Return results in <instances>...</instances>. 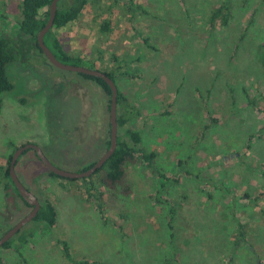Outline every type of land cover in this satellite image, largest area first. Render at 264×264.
<instances>
[{
    "label": "rangeland",
    "instance_id": "1",
    "mask_svg": "<svg viewBox=\"0 0 264 264\" xmlns=\"http://www.w3.org/2000/svg\"><path fill=\"white\" fill-rule=\"evenodd\" d=\"M20 2L0 0V34L18 53L6 66L13 88L0 95V238L31 210L6 177L17 148L38 145L55 167L79 172L109 136L110 96L17 32ZM221 3L92 0L53 29L83 67L115 75L117 116L157 154L177 213L169 230L168 205L154 202L159 179L142 165L127 169L131 195L107 196L100 211L89 182L49 175L26 150L15 173L53 204L57 223L26 224L0 249L1 264H70L58 240L90 264H264V0H229L227 24H211ZM237 223L245 239L236 246Z\"/></svg>",
    "mask_w": 264,
    "mask_h": 264
},
{
    "label": "trees",
    "instance_id": "2",
    "mask_svg": "<svg viewBox=\"0 0 264 264\" xmlns=\"http://www.w3.org/2000/svg\"><path fill=\"white\" fill-rule=\"evenodd\" d=\"M92 0H60L57 4V11L54 19L52 28L44 36L45 45L51 50L54 56L62 63L71 64L76 66H82V59L80 57H72L68 55L60 41L53 34V29H61L67 26L70 23L75 22L79 16L82 14L86 5H88ZM52 0H21L20 10H21V20L17 23V32L22 36L30 37L34 46L38 51L41 52L40 48L37 45V34L45 26L48 17H49V8ZM230 11L229 0H222V3L218 8H216L210 17V23L213 24L216 20H221L223 25H226L228 22ZM102 32L108 31V23L102 25ZM42 53V52H41ZM18 58L17 49L11 40L5 34H0V95L3 93L9 92L13 88V83L9 80L6 73V66ZM93 69V68H91ZM109 78H111L115 83V75L111 72H103ZM85 79L95 82L100 88L110 96L111 92L108 85L100 78L83 75ZM116 84V83H115ZM117 104L122 98L121 93L117 88ZM2 101L0 99V110H1ZM109 108V106H108ZM138 112V111H137ZM214 120V119H213ZM215 122V121H214ZM127 120L123 119L121 116H117V126L118 129L123 130V134L118 136L117 130V147L114 153L110 158L100 167L94 174L90 177L81 179L83 183H90L88 186V192L90 197H94L97 201V206L100 211H103L102 203L107 196L112 195L116 196L120 194L124 197L131 195L132 187L127 182V169L132 165H142L148 169L152 174H155L158 180V187L156 190V197L154 202L158 205H168V214H167V228L169 230L173 229V222L177 213L176 207L170 203L169 200L165 199L166 189L165 182L168 180L167 177L160 172L155 166V159L157 154L153 151L149 152L142 146V135L139 130H135L126 126ZM110 144V123H109V136L103 142L101 147H104L105 151L108 149ZM36 156V155H35ZM11 156L8 159V168L6 170V177L9 178V163ZM37 157V156H36ZM38 159V157H37ZM39 160V159H38ZM95 162H92L88 165L82 167L79 172L86 171L93 166ZM49 175L55 176L51 172ZM95 178V182H93ZM10 179V178H9ZM14 192L18 197L19 194L10 180ZM25 205L27 203L20 197ZM28 206V205H27ZM34 224H43L48 229H53L57 223V210L50 202H44L40 204V210L36 217L32 220ZM237 237H236V246L245 239L244 237V227L242 224L237 223ZM20 231L15 235L17 236ZM171 236H173L171 234ZM23 236L19 237L20 240H23ZM12 240L6 242L2 248L9 249L12 243ZM62 256L68 263L72 264H90L88 261H74L70 251V247L67 241L58 240ZM174 257V256H172ZM174 260V259H172ZM169 262L166 264L171 263ZM1 264V260H0Z\"/></svg>",
    "mask_w": 264,
    "mask_h": 264
},
{
    "label": "water",
    "instance_id": "3",
    "mask_svg": "<svg viewBox=\"0 0 264 264\" xmlns=\"http://www.w3.org/2000/svg\"><path fill=\"white\" fill-rule=\"evenodd\" d=\"M60 0H52L50 8H49V17L45 24V26L40 30V32L37 34V45L40 48L41 52L44 54L46 59L50 64H52L54 67L65 70V71H71L83 75H88L96 78L102 79L109 87L110 89V105H109V118H110V144L108 149L100 156V158L93 164L92 167H90L86 171L81 172H71L59 169L55 167L44 155L43 151L38 145L35 144H26L22 147H19L16 149V151L13 153L10 163H9V178L14 184L19 196L29 205L32 207V210L23 217L19 222H17L12 228H10L7 232H5L1 238H0V249L2 246L11 240L26 224L30 223L38 214L40 210V202L38 198L33 195L28 189L20 182L18 179L16 173H15V165L17 162V159L20 154H22L24 151L31 149L34 150L36 156L38 159L42 162L44 167L54 174L57 177L65 178V179H85L90 177L92 174L96 172L102 165L110 158V156L114 153L116 147H117V86L114 83V81L109 78L106 74L103 72H100L95 69H88L83 66H76L71 64H65L60 62L54 54L51 52V50L45 45L44 43V36L46 33L52 28L56 11H57V4Z\"/></svg>",
    "mask_w": 264,
    "mask_h": 264
},
{
    "label": "flooded vegetation",
    "instance_id": "4",
    "mask_svg": "<svg viewBox=\"0 0 264 264\" xmlns=\"http://www.w3.org/2000/svg\"><path fill=\"white\" fill-rule=\"evenodd\" d=\"M98 86H99V85H98ZM99 87H100V86H99ZM102 91H103V90H102ZM103 92H104V91H103ZM104 93H105V92H104ZM109 105H110V100H109ZM108 109H109V108H108ZM109 123H110V118H109ZM23 146H24V145H23ZM21 147H22V146H21ZM28 150H31V149H28ZM33 151H34V150H33ZM24 152H25V151H24ZM104 152H105V151H104ZM34 153H35V152H34ZM35 155H36V154H35ZM99 158H100V157H99ZM17 160H18V159H17ZM97 160H98V159H97ZM97 160H96V161H97ZM96 161H95V162H96ZM16 163H17V162H16ZM28 191H29V190H28ZM40 204H41V203H40ZM27 205H28V204H27ZM41 205H42V204H41ZM28 207H30L31 210H32V207H31V206L28 205ZM31 210H30V211H31ZM31 222H32V221H31Z\"/></svg>",
    "mask_w": 264,
    "mask_h": 264
}]
</instances>
